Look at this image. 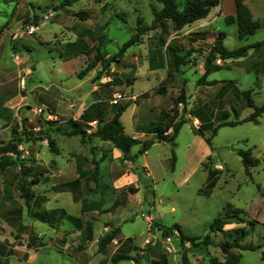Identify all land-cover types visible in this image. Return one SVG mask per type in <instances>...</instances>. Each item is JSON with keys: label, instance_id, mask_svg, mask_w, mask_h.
Masks as SVG:
<instances>
[{"label": "rangeland", "instance_id": "1", "mask_svg": "<svg viewBox=\"0 0 264 264\" xmlns=\"http://www.w3.org/2000/svg\"><path fill=\"white\" fill-rule=\"evenodd\" d=\"M60 1L0 0V85H7V90L17 98L21 94L26 95V102L20 105L23 109L17 112L13 106L8 115L1 119L6 122L9 130H12V125H19L18 119L21 121L22 118L27 119V124L36 125V128L30 129L33 133L26 132L23 141L17 145V149L21 151L19 156L13 158L12 154H0V163L9 166L5 169V174L12 181L11 185L0 186V264H96L101 259L106 260L104 264H150L154 258L152 250L165 251L169 264H180L182 253L187 255L192 264H201L211 257L222 259L219 246H199V243L210 232L209 224L213 218L228 207L241 209L243 220L227 224L225 228L244 226L249 233L243 237L242 242L260 246L254 250L236 249L240 254V263L264 264V111L257 123L246 121L235 126H220L212 136L210 131L205 130V135L211 137L213 149L209 148L203 137L194 133L193 127L199 124L196 123L193 127L190 125L193 115H197L202 123L205 122L203 127L215 126L222 118L232 120L236 116H247L253 109L246 105V98L243 97L245 90L250 91V97L256 105L264 103V0L247 1L260 26L245 39H239L235 25L227 24L223 17L214 22L221 31L226 32L222 42L227 48L246 44L252 46L244 57L221 58V64H216L215 60L212 62L214 69L211 66L213 70L206 78L216 80L214 87L202 85H206L209 93L214 89V98L207 96L201 105L199 101L185 99L187 109L182 116L186 122L175 138L173 167L170 159L172 145L156 141L157 144L149 147L151 149L147 158L139 152V144L131 147L130 155L134 157V166L139 171H134L132 166L127 167L124 161L112 162L110 155L104 150L99 149L100 154L93 157L90 148L79 140V136L64 134L61 139L64 142L59 141L60 153L54 154L48 147L47 135L42 131L47 128L50 135L54 131L65 132L66 124L64 127L58 124L52 111L58 112V107L61 106L58 114L66 115L67 111L63 110L65 105L98 80L106 82V77L110 76L112 79L125 80L126 83L128 79L132 80V85L154 84L157 74L147 73L148 64L165 75L168 68L163 55L162 38L159 46L156 44L154 49L145 39L144 44L148 43V48L150 47L149 55L138 44H132L118 54L122 44L136 32L138 15L143 18L141 25L149 23L153 18L151 6L159 8L161 4L156 0H78L55 10L53 7ZM229 1L233 2L225 0L224 8H227ZM81 9L89 11V19H80L75 14ZM74 21H77L75 26ZM26 24H31L35 30L32 33L25 31ZM84 30L86 32L82 38L79 33ZM72 31L76 36L79 34L77 37L80 41L76 36L73 37ZM160 53L162 65L158 63ZM97 54L104 58L113 56L117 60L105 67L100 63H95L97 66L92 67ZM135 56L139 59L136 60ZM217 56L220 57L219 54ZM112 65L116 70L110 71ZM180 68V77L187 81L186 92H192L202 72L193 65L183 63ZM102 74L106 77H100ZM171 74L173 73L169 70L167 77ZM168 81L167 79L166 82ZM79 83L82 88L77 90L75 87ZM100 85L106 89L107 85L118 83ZM119 85L126 84L123 82ZM52 86L56 90L51 89ZM188 86L190 89H187ZM123 88H118V91L129 94ZM133 90L137 92L136 87ZM108 95L107 92V97ZM124 102L126 100L120 103ZM139 102L130 101L121 115L120 120L127 134L133 132L132 120L138 129L162 126L153 109L150 111L147 108L146 112L142 105L136 110ZM105 106H108L107 102L87 106L85 110L89 109L86 110V118L98 108L106 109ZM39 107L42 112L36 111ZM174 107L177 108V114L183 110V106L178 104H173L172 108ZM58 126L59 130H56ZM18 130L20 131L19 126ZM6 131L3 129L0 132ZM17 133L10 131V136L15 137ZM238 148H250L259 158L260 163L251 169V174L245 172L241 158L236 153ZM40 149L39 164L35 152ZM206 154L211 155V159L208 160ZM82 156L88 157V160L82 161V169L90 173H87V178L81 179L74 191L78 200L73 201L72 193L57 192V186L49 181L53 177H58V180L76 178L77 163ZM91 157L97 166L89 161ZM52 158L54 162L50 161ZM144 159L150 162L148 176L142 172ZM114 163L118 166H114ZM203 164L219 169L218 180L207 194L199 192L207 175ZM29 165H37L38 170L44 173L43 178L47 180L30 183L32 175L37 172L19 176L20 168ZM95 168L99 169L100 175L95 173ZM110 170L112 173L118 170L129 173V180H132L126 184L138 186V191L128 193L125 201L113 213L114 209L111 210L112 214L106 210L119 190L112 187L108 178ZM20 178L23 179V187H29L37 195L35 200L32 198L26 202L18 180ZM37 197H42L40 202H37ZM83 205L86 209L84 213ZM56 207L65 208L74 216L81 214L83 222L74 225L69 219L57 217L58 226L52 228L34 217L35 213ZM85 220L93 221L92 239L86 238ZM251 220L257 222L250 225ZM174 224H178L185 235L195 237L194 244L189 241L181 242L177 231L169 233L170 240L167 241L160 227ZM112 225L119 227L115 236L117 243L110 242L107 252L99 253L97 239L105 234V226ZM210 234L215 243L224 238L221 232ZM234 236L235 233L232 234ZM126 237H131V244L140 247L129 251L138 261L122 259L111 262V255ZM166 245L170 250L165 248Z\"/></svg>", "mask_w": 264, "mask_h": 264}, {"label": "trees", "instance_id": "2", "mask_svg": "<svg viewBox=\"0 0 264 264\" xmlns=\"http://www.w3.org/2000/svg\"><path fill=\"white\" fill-rule=\"evenodd\" d=\"M78 0H61L57 6H54L53 8L57 10L59 7H62L64 5L71 4ZM161 4V7L157 9L154 5L151 6V10L153 13V19L149 25L143 24L141 25L143 18L138 15L137 17V27L136 32L131 35V37L126 40L122 46L120 47L118 54H121L125 51L127 47H129L132 44H135L140 41L141 36L148 30H155L158 26H162L163 23L167 20H170L176 28H181L186 24L192 23L195 20H198L200 18L205 17L210 9L220 3L221 0H156ZM235 4V14H227L224 17V20L227 24L236 23L237 25V36L239 39H244L247 36L253 34L260 26L259 21L252 18V14L250 12V9L247 7V5L244 3V0H234ZM68 10V9H65ZM89 11L87 9H81L79 12L75 13L80 19H86L90 15L88 13ZM224 33L218 32L217 38L214 40V42L210 45V48L208 50V53L204 56V72L202 76L198 79V82H204L205 77L208 75V73L211 70L212 62L216 60L219 54L222 59H230V58H239L244 57L248 49L252 46L251 44L246 45H240L234 48H227L223 42ZM73 43V42H70ZM171 49V45L167 44L165 47V53L168 55L169 51ZM174 63L176 68L180 64L184 62L185 55L176 54L174 50ZM113 56L109 58H104L103 56H99L98 54L95 56V61L92 63V67L95 65V63L99 62L102 67L108 66L110 62L115 61ZM169 75V70L167 71V76ZM97 76V74H96ZM207 84L215 83L216 80L212 81H205ZM243 97L246 98V105L251 107L253 110L250 114H248L245 117L238 118L236 116L235 119L228 120L227 118H222L218 120V123L214 126H208L203 127L202 124L198 125L197 127H193L194 133L200 135L204 138L206 143L209 145L211 149H213L211 145V137L210 135H205V130H209L211 132V136L214 135L217 131V129L220 126H235L237 124L246 122V121H252L257 123L258 118L261 116L262 112L264 111V103L261 105H256L252 98L250 97V91L245 90L243 91ZM185 88L184 86H181L179 89L178 94L172 98V104L175 106L178 102H182L183 105L185 104ZM129 102L124 103H118L113 104L114 105V114L113 116L104 121V119L99 116L95 120L98 122L97 126L94 131H91L87 133L85 129V125L80 123L79 121L70 119L71 128L67 131L68 135H80L81 141H84L85 137L88 136H98L100 139L103 140H109L114 143L116 147H118L122 153V159H129L132 158V156H129L130 148L134 144H140L139 152L143 153L145 150H147L151 144L154 142V138L157 141L162 142H169L171 147V166L173 167L175 162V154L173 150V146L175 145V138L177 136V133L183 123L186 122V119L182 116L184 115V111H182L181 114H177V108L174 107L172 109H169V112L164 113L163 117L170 116L171 119L165 126H158V128H154L153 132L155 134V137L152 139H145L142 140L141 138H135L131 136L130 134H127L124 132V126L122 122L120 121L121 114L125 111L126 107L128 106ZM89 109V108H88ZM86 109V110H88ZM86 110L80 115V118L84 120L86 118ZM226 117V116H225ZM174 118H177L175 121H173ZM26 118L21 119V124L19 125H12V133L16 134L15 137L13 135L11 138L4 144L0 145V154H6L8 152H11L15 156H19L21 154V151L17 149V145L23 141V136L27 133H33L31 131V128H34L36 125H33L32 123H26ZM19 126L20 131H17V128ZM171 127V131L167 132L168 128ZM44 134L47 135V142L48 146L52 149V151H56V147L54 144V140L52 139L51 135L49 134L50 130L43 129L42 131ZM236 153L240 156L241 162L243 164L244 170L247 174H251V169L255 166H257L260 163V160L257 156H255L250 148H238L236 150ZM208 160L211 159V155L207 156ZM86 158L81 157V160L77 163V170L79 171V177L82 175H86V171L82 170V161H85ZM93 161V160H92ZM93 164L97 166V163L93 161ZM35 166V165H34ZM205 166L207 170V175L205 179V183L201 189H199V192H202L204 194H207L216 184L218 180L219 175V169L215 168L214 166ZM21 167V166H20ZM30 172H37V174H33L30 183L35 184L38 183L43 176V171L38 170L37 166L32 167V165L29 166H22L20 168L19 176L22 177V175H27ZM95 172L97 174V168H95ZM79 177L65 182L59 187H55L56 190H72L76 191L79 186ZM20 180V185L22 188V191L24 194V198L26 202L31 200L32 198L36 199V194H34L33 191H30L29 187H23L24 182L22 178L18 179ZM25 188V192H24ZM127 189V190H126ZM138 191V187L133 185H127L121 188L119 194L116 195L114 198L112 204L108 208L109 210L115 209L121 202L125 201V198L128 193H135ZM75 200H77V197H74ZM37 202H40L42 197H37ZM108 211V210H107ZM241 209L237 208H226L223 212L219 213L217 216L213 218V220L209 224V231L211 233L221 232L224 234V238L218 242L215 243L210 232L206 233L202 241H200L199 246H208L213 245L219 246L223 258L217 259L216 257H211L208 261L203 262L201 264H241L240 263V254L236 251V249H251L254 250L260 246H256L252 243H243V237L246 236L249 233V230L246 229L244 226L241 227H230L225 228L227 224L231 223H239L243 220V217L240 215ZM86 212V209L84 208V205L82 206V213ZM34 217L42 222L48 223L51 227L56 228L57 222L56 218L58 219L60 217H66L70 221L74 223V225H78L81 222H83L82 215L81 216H74L71 214H68L65 209L63 208H52L48 209L47 211L41 212V213H35ZM257 221H249L250 225H254ZM92 221L85 220V232H86V238L91 239L92 238ZM111 230L108 232H105L103 236H101L97 241V248L98 252L105 253L108 244L111 242L113 238H115L116 234L119 232L118 226H111ZM162 231V235L164 237L169 236V233H174V231H177L180 237L181 242L185 243L189 241L191 244H194L195 237L187 236L182 231L181 227L178 224H174L170 227L161 226L160 227ZM235 233L236 236L232 237V234ZM132 239L131 237H126L123 241L120 242V246L115 249L114 253L111 255V262H116L122 259H133L135 262L138 261V258L136 256H131L129 254L130 250H137L138 246L131 244ZM32 246V245H31ZM154 248V247H153ZM154 258L151 260L150 264H169L167 259L168 255L165 251L161 250H152ZM262 258H264V253H262ZM180 264H192L190 259L187 257L185 253H182L181 256V263Z\"/></svg>", "mask_w": 264, "mask_h": 264}, {"label": "crops", "instance_id": "3", "mask_svg": "<svg viewBox=\"0 0 264 264\" xmlns=\"http://www.w3.org/2000/svg\"><path fill=\"white\" fill-rule=\"evenodd\" d=\"M224 1L225 0H221L218 5L212 7L210 9L209 13L205 17L200 18L198 20H195L192 23L186 24V25H184L181 28H176L175 25L170 20H167V21H165L163 23L162 26H160V27L158 26L157 28H155V30L146 31L141 36L140 41L135 43V44L141 45L140 47H142L143 50L145 49L147 55H149L150 54V50H149L150 47L151 48L153 47V49H154L156 44H157V46H159L158 43H159V41L162 38L161 41H162V48L164 49L163 55H164V59H165V62H166V67L168 68V70H171L172 73H173V74H171L169 76V78L167 77V70H166L165 75L163 76V75H161L158 72L156 67H152L150 64H148V66H147V71H148L147 73L152 72L154 74H157V78H156L157 80H156V82L154 84L132 85L131 84L132 80L128 79L127 80L128 83H126L125 80L121 81L118 78L117 79H112L110 76L106 77L105 74L104 75L102 74L100 77H106V80H108V81L101 83L98 80L97 82L92 83L89 86L88 90H86L85 92L79 93L78 95H76V97L74 96L65 105V107H64L65 109H63V110L67 111L66 115L61 114V116H60L58 114V112L60 111L61 106L58 107V110H57L58 112H55V110L52 111L51 114L54 115L55 117H57L58 124L62 125V127H64L65 124H66V126H65L66 131L65 132H61L63 130H61L60 132L59 131H54L51 134V137L54 140V144H55V147H56L57 150L56 151H52V149L48 146L50 151L52 153H54V154H59L60 153L59 141H61L62 136L64 134H67L66 132L71 128L70 119L79 121L80 123L84 124L85 125V129H86V131L88 133L91 132L92 129H93V127H89V122L92 121L93 119H96L99 116L102 117V115L103 116L105 115L104 117H102L104 119V121L110 119L113 116V114H114V105L110 103V99L112 98L113 93L115 91H118V88H123L124 87L123 89L129 91L128 92L129 94H127V95L130 96L131 98L129 99V101L126 100V102L132 101V102L136 103L137 101H140L139 104H136V107H135L136 110H139L140 107L142 105H144L145 106L144 109H145L146 112H147V108H149L150 111H151V109L156 111V115H157L156 118H158V120L161 122L162 126L167 125L168 122L171 119L170 116L163 117V115H164V113L169 112V109L172 108V105H173L172 104V98L175 97V95L178 94L179 89H180L181 86H184V88H185L186 98L192 99L193 101H196V102L199 101V105L203 104V101H204V99L207 96H210V97L214 98V89L209 93L207 91V88L205 87L206 85H202V84H207L205 81H209V79L206 78L207 76L205 77V81L204 82H198V80H197V84L194 86L192 92H186V82L187 81L180 77V75H179L181 73L180 65L178 66V68H176L173 58H174V50H175L176 54L178 52L180 55H185V59H184L183 64L188 65V66L193 65L197 69H200L199 71L202 72V74H203V72H204V56L208 53L210 45L217 38L218 32H223L224 33L223 38H225V36H226V32L221 31L218 26L214 25V22H216L219 17L220 18L223 17V19H224L225 15H227V14H235L234 0H233V2L229 1V3L227 4L228 5L227 8H224V4H223ZM247 1L248 0H244V3L250 9V12L252 14V18L254 19L253 12H252V10L250 8V5L248 4ZM159 8H157V9H159ZM87 19H89V17ZM151 21H149V23H146V24L149 25L151 23ZM76 24H77V21H74L73 26H75ZM231 24L235 25L234 28L236 30V36H237V25H236V23H231ZM234 28H232V32H233ZM151 31H153V32H151ZM85 32H86V30H84L81 33H79V34H81L82 38L85 36V34H84ZM71 33H72L73 37L76 36L73 31ZM77 36H76V39L78 41H80V38L77 37ZM72 39H74V38H72ZM145 39H147V42L150 44L149 48H148V45H149L148 43L144 44ZM81 41H82V39H81ZM167 44L171 45V49H170L168 55H166V53H165L166 52L165 51V47H166ZM140 50H142V49H140ZM134 55H136V54H134ZM160 56H161V53L159 55L160 62H158V63L160 65H162V59H161ZM219 58L221 60V57H219ZM135 59L138 60L139 59L138 56H135ZM232 59H235V58H232ZM122 61H123V63L127 64V62L125 60H122ZM97 63H99V62H97ZM215 63H216V61H215ZM221 63L222 62L220 61V63H218V64H221ZM114 68H115V66L112 65L110 67V71L116 70ZM212 68L214 69V65H212ZM98 69H100V68H97V70ZM213 69H211V70H213ZM90 74H92V73H90ZM167 79L169 80L168 83L166 82ZM212 81H214V79H212ZM113 82L114 83H118V85H107L106 89L103 88L102 85H100V84H105L106 85V84L113 83ZM123 82L126 85H119V83H123ZM209 85L214 87V82L209 84ZM18 87H19V85H17V88ZM134 87L137 88V92H134V90H133ZM72 88H74V86ZM75 88L77 90H80L82 88V85H80V83H79V84L76 85ZM187 89H190V87L188 86ZM7 91H8L7 90V85H0V121H1V123H0V131L3 130V129L9 131V133L7 131L4 132V133L0 132V135H4L5 134L3 137L0 136V145L6 143V140H9L11 138V136H10L11 129L10 130L8 129V126H7L6 122H4V120H2L1 118L4 117V116H7L8 113L10 112V109L13 106H14L13 107L14 110L19 112V110L23 109L22 106L20 107L22 102L23 103L26 102V95L21 94L17 98L16 95L12 94L9 91L7 92ZM20 91H22V90L20 89ZM107 92L109 93L108 97H107ZM216 95H217V93H216ZM105 98H107V101L105 100ZM100 102L101 103L107 102L108 106H105L106 109L105 108H102V109L98 108L95 112L91 113L89 115V117L85 118L84 120H82L80 118V115L85 111V108L87 106L89 107V106H92V105H96V104H98ZM186 109H187L186 108V104H184L183 105V110H182V111H184V114L186 113ZM191 110H193V109H191ZM182 111L180 112V114L182 113ZM24 116H26V114H24ZM192 118H193V120L191 121L192 122V125H191L192 127H193L194 123H198L199 125L202 124V125L205 126V122L202 123V121L200 120V118L197 115H193ZM120 119H121V116H120ZM176 119L177 118H174L173 121H175ZM28 120H31V119L29 118ZM64 122H66V123H64ZM61 123H64V124H61ZM18 124H21V121L19 119H18ZM131 125H132L133 132H130V133H132L130 135L135 137V138H142L143 136H145L147 134H154V132H153L154 128H149V129H143V128L138 129V128H135V123L133 122V120H132ZM88 129H90V131ZM56 130H59V126H58V128ZM51 131H53V129H51ZM170 131H171V127L168 128L167 132H170ZM71 136H79V140L81 141L80 135H71ZM154 137H155V134H154ZM156 141L157 140L154 138V142L151 144V146L157 144ZM61 142H64V140H62ZM82 142H84L85 146L90 148V151H91L93 157H94L95 154H100V150H104V151L108 152V154L110 155V157L112 159L111 160L112 162H114L113 160H115V161L121 160V161H124V163H126L127 167L128 166H132L134 168V171H139L137 169V167L134 166V162H133L134 161L133 160L134 157L132 155H130V151H129V156L130 157L132 156V158L122 159V156H123L122 151L118 147H116L113 142H111L109 140L100 139L98 136H90V137L86 136L84 141H82ZM158 142H162V141H158ZM139 146H140V144H139ZM150 149L151 148H148L147 150H145L143 152L144 157L147 158V156L149 155ZM94 150H95V152H94ZM25 152L27 153V151H25ZM25 152H23V155L25 154ZM40 153H41V149L39 151L36 150L35 155H36L37 159H38V155ZM6 154L7 155H11L12 153L8 152ZM206 155L208 156V154H206ZM14 156L15 155L12 154L13 158H15ZM82 157L86 158V160H88V157H86V156H82ZM93 157H91L89 161L93 162L94 161ZM101 159H102V157H101ZM53 160H54V158L50 159L51 162L55 161V160L54 161ZM37 162L39 163V159H38ZM99 162H101V160ZM115 165H117V164L114 163V166ZM35 166H37V165H35ZM8 167L9 166L6 163H0V186L4 187L6 185H11V182H12L11 179L5 174V169L8 168ZM149 167H150V162L147 159H144V161L142 163V168H143L142 172L145 173L146 176H148V174H150ZM37 168H38V166H37ZM42 168H44V167H42ZM98 170H97V175H100V172ZM130 171H133V170H130ZM87 173H90V172L86 171V175L84 177H79V171H78L76 178L79 177V184H80V181H81L82 178H85V177L87 178L88 177ZM130 177L131 176L129 175V173H127V174H126V172L125 173L124 172L121 173L120 170H118V172L113 171V173H112V171L110 170L108 178H110V180H111L112 187L114 189H118L119 190L118 193H117V194H119L121 188H123L125 185H127L126 183H128V182H130L132 180V178H131V180H129ZM76 178H73V179H70V180H58V177H53V178H51V181H49V183L59 187L63 183L71 181V180H74ZM122 178H124L123 181H122ZM41 180L45 181L47 179H44L43 176H42ZM124 181H126V182H124ZM132 182H136V181H132ZM134 186L138 187L137 184H135ZM56 191L57 192H67V193H70V194L72 193L73 201H77L78 200V199L75 200L74 197H77V196L74 195V191H72V190H56ZM109 207L110 206L107 207L108 211L106 210L109 214H112L117 208L116 207L112 211V213H110L111 210L108 209ZM60 208H62V207H60ZM49 209H52V208H49ZM63 209H65V208H63ZM66 212L68 214H71L67 210H66ZM71 215H73V214H71ZM76 216H78V215H76ZM79 216H81V214ZM63 218L67 219L66 217H63ZM112 226H114V225H112ZM52 228H54V227H52ZM92 234H93V224H92ZM97 241H98V239H97ZM102 254H104V253H102ZM105 262H106L105 259H101L100 261L96 262V264L97 263L98 264H104ZM86 264H91V263H86Z\"/></svg>", "mask_w": 264, "mask_h": 264}, {"label": "built area", "instance_id": "4", "mask_svg": "<svg viewBox=\"0 0 264 264\" xmlns=\"http://www.w3.org/2000/svg\"><path fill=\"white\" fill-rule=\"evenodd\" d=\"M24 29H25V31H27V32H29V33H32V32L35 30L34 27H33L31 24H26V25L24 26ZM215 61H216V63L218 64V63H220L221 60H220L219 57H217ZM23 84H24V82L22 83V85H23ZM130 98H131V97L128 96L127 94H125L124 92L116 91V92L113 93L112 98L110 99V103H111V104H118V103H120L121 101L129 100ZM177 104H178V106H180V107L183 106L182 102H178ZM36 111H37V112H42V108L39 107V108L36 109ZM48 115H49V114H48ZM97 123H98V122H97L95 119H93L92 121L89 122V126H90V127H95V126L97 125ZM194 124H196V123H194ZM35 128H36V127H35ZM88 130L90 131V129H88ZM110 229H111V227H108V226H105V227H104L105 232L110 231ZM166 239H167V241H169V240H170V236H167ZM111 242H113V243H117V240H116L115 238H113V239L111 240ZM165 248H166L167 250H170L168 245H166Z\"/></svg>", "mask_w": 264, "mask_h": 264}, {"label": "water", "instance_id": "5", "mask_svg": "<svg viewBox=\"0 0 264 264\" xmlns=\"http://www.w3.org/2000/svg\"><path fill=\"white\" fill-rule=\"evenodd\" d=\"M51 89L56 90V88L54 86H52ZM190 125H192V122L190 123ZM152 138H154V134H147V135L143 136L141 139L145 140V139H152Z\"/></svg>", "mask_w": 264, "mask_h": 264}]
</instances>
